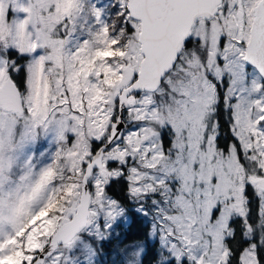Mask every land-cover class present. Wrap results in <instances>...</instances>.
<instances>
[{
  "label": "snow or ice",
  "instance_id": "1",
  "mask_svg": "<svg viewBox=\"0 0 264 264\" xmlns=\"http://www.w3.org/2000/svg\"><path fill=\"white\" fill-rule=\"evenodd\" d=\"M0 264H264V0H0Z\"/></svg>",
  "mask_w": 264,
  "mask_h": 264
}]
</instances>
